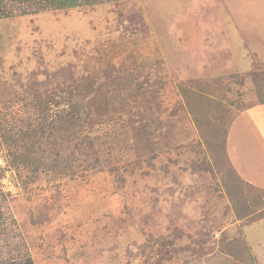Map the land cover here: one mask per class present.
<instances>
[{
    "label": "rangeland",
    "instance_id": "rangeland-1",
    "mask_svg": "<svg viewBox=\"0 0 264 264\" xmlns=\"http://www.w3.org/2000/svg\"><path fill=\"white\" fill-rule=\"evenodd\" d=\"M37 2H0V263L264 264L229 145L264 100V0Z\"/></svg>",
    "mask_w": 264,
    "mask_h": 264
},
{
    "label": "crops",
    "instance_id": "crops-1",
    "mask_svg": "<svg viewBox=\"0 0 264 264\" xmlns=\"http://www.w3.org/2000/svg\"><path fill=\"white\" fill-rule=\"evenodd\" d=\"M261 113L264 114V105L241 114L235 124V135L229 137L234 169L244 182L256 187H264V129H261L264 122Z\"/></svg>",
    "mask_w": 264,
    "mask_h": 264
},
{
    "label": "trees",
    "instance_id": "trees-1",
    "mask_svg": "<svg viewBox=\"0 0 264 264\" xmlns=\"http://www.w3.org/2000/svg\"><path fill=\"white\" fill-rule=\"evenodd\" d=\"M4 1L5 0H0L1 4H3ZM7 1L16 2V3H19V4H25V3H28V2L38 1L37 3H39V11H47V10L69 11L71 9H75L76 7H80L81 5H79V4H81L82 2L84 4H86V5L94 4L93 2L95 0H7ZM109 1H112V0H109ZM113 1H118V0H113ZM102 65H104V63H102ZM103 68H104L103 72H106L104 74V78H105V81H108V83L110 84L109 86L113 85L114 89L117 92L119 91L120 94L123 95L124 97L127 96V98H131L135 102L138 100V98L140 96V94H138V91L135 90L133 87H131L132 89H130V87H129V89H127V86L123 85V84H126L128 82H132V80L126 81V82L125 81L121 82L122 84H119L118 82H116V80L114 82L112 80L111 74L112 75H116V73L110 71L111 67H106L105 68L103 66ZM137 87L141 88L139 85ZM125 105H127V104L124 103V104H121V106H119L120 111H122V112L126 111ZM260 105H264V100H262L260 102H257L254 105H250V107H248L247 109H244V111H246V110H248L250 108H254V107L260 106ZM128 106H129V104H128ZM103 109L98 108V111H102ZM69 116H75V113H73V114L71 113ZM93 117L95 119V115H93ZM74 118H75V122L73 123V125H74L73 127L74 128L83 127L84 126L85 123L83 122L84 119H82V117H79V115H78L77 117H74ZM36 131L34 133H23L24 134L23 139L25 138L27 141L31 140L30 138H32L35 135H37ZM42 133L45 134L44 131ZM52 133H53V125L50 128V134H52ZM21 144H23V143L21 142ZM18 145H19V141L15 140V139L12 142H9L10 155H12V156L15 155L14 150H16V146H18ZM25 147L27 148V145H24V148ZM36 147H37V143L33 144L32 147H30V152H28V155H26L27 157L24 158V159H18V157H15L13 166L14 167H16V166L17 167H21L22 165H25V166H28L29 168H32V169L36 170L38 168V165H37L38 164L37 163L38 162L37 161V154H36V151H35ZM21 158H23V157H21ZM0 264H8V263H0ZM29 264H31V263H29Z\"/></svg>",
    "mask_w": 264,
    "mask_h": 264
}]
</instances>
